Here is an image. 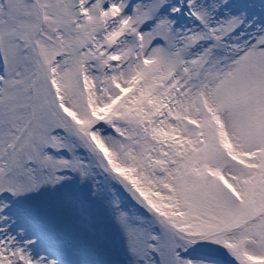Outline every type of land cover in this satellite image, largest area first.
<instances>
[{
  "label": "snow or ice",
  "instance_id": "obj_1",
  "mask_svg": "<svg viewBox=\"0 0 264 264\" xmlns=\"http://www.w3.org/2000/svg\"><path fill=\"white\" fill-rule=\"evenodd\" d=\"M0 264H264V0H0Z\"/></svg>",
  "mask_w": 264,
  "mask_h": 264
}]
</instances>
